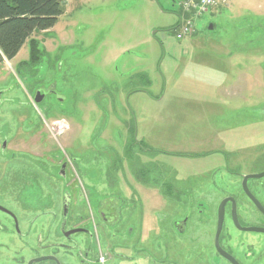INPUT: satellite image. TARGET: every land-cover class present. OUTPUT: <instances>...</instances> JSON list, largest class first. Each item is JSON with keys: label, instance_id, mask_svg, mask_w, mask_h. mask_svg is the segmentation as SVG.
Masks as SVG:
<instances>
[{"label": "rangeland", "instance_id": "rangeland-1", "mask_svg": "<svg viewBox=\"0 0 264 264\" xmlns=\"http://www.w3.org/2000/svg\"><path fill=\"white\" fill-rule=\"evenodd\" d=\"M65 4L50 31L32 35L46 54L34 79L41 86L53 85L63 97L45 113L51 123L65 121L45 122L37 132L24 123H35V113L44 112L45 107L36 109L28 101L32 96L19 78L17 66L29 56L27 43L12 61L0 65V91L14 82L19 85L2 94L15 102L0 105V136L5 128L12 133L8 147L23 150L19 157L25 162V168H13L23 171L15 181L0 177V202L8 189V201L3 204L15 211L24 205L28 219L47 204L43 199L48 187L40 176L46 170L53 173V168L45 160L51 150L42 133L73 156L93 152L97 146L101 152L108 151L101 154L106 157L111 154L109 147H114L107 139L135 143L130 138L134 130L146 150L145 156L135 153L132 161L152 167V180L149 175L148 180L160 177L163 184L164 178L181 183L221 167L238 174L264 170V0H228L226 7L212 9L200 19L176 0H69ZM179 18L194 25L191 35L181 39ZM211 25L214 29H209ZM22 103L31 106L28 109ZM134 148L138 150L139 144ZM26 151L44 152V158ZM103 157L92 161L85 153L75 163L78 183L88 190L97 191L105 182L107 160ZM120 162L123 165L117 166L129 173L126 161ZM234 173L231 177L237 178ZM20 175L23 182L36 181L37 189L31 185L28 193L37 191L32 198L38 195L40 202L18 197L12 184L22 189L23 183H17ZM163 184L135 185L143 202L135 217L142 212L148 219L164 215ZM42 217L48 223L49 216ZM1 220L9 228L0 215ZM31 222L32 229L30 223H20L22 232H29L21 241L17 235L12 241L10 233L0 236V243L8 248L3 253L7 264H15L14 258L27 261L34 256L39 220ZM162 226L156 229L161 231ZM238 235L254 241L260 238Z\"/></svg>", "mask_w": 264, "mask_h": 264}, {"label": "flooded vegetation", "instance_id": "flooded-vegetation-1", "mask_svg": "<svg viewBox=\"0 0 264 264\" xmlns=\"http://www.w3.org/2000/svg\"><path fill=\"white\" fill-rule=\"evenodd\" d=\"M44 57L45 53L30 67L22 66L18 69L23 88L32 96L28 101L36 109L38 105L45 106L44 112L35 113V123L24 121L28 128L33 127L32 130L36 132L43 128L45 122L51 123L45 111H49L51 105L54 107V103H61L60 99L63 98L53 85L41 86L34 79ZM17 87L19 85L14 82L0 92ZM2 94L0 105L3 102H15L2 98ZM52 96L58 100L53 101ZM21 106L28 108L31 104L22 103ZM61 121L65 120L56 123ZM53 123L56 124L55 121ZM4 133L0 136V177L7 176L15 181L16 175L23 171L20 173L13 168L21 165L25 168L24 160L19 157L24 151L9 148L10 132L5 128ZM130 133L135 143L122 142L119 138L107 139L114 147H109L111 154H106V157L101 154L108 151L101 152L97 146L93 152L84 151L92 161L95 157L107 160L105 182L97 191L88 190L78 183L75 163L85 153L73 156L67 153V147L56 145V141H52L46 133L41 134L43 142L51 150L45 160L53 168V173L46 170L40 176L48 187L44 189L47 195L43 201L47 204L43 205L42 212L33 213L31 219H28L30 213L24 205L16 206L15 211L3 204L4 200L8 201V189L1 197L0 215L8 220L9 228L1 220L0 236L10 233L12 241L17 240L16 235L21 241L29 232H22L20 223H30L29 228L32 229L34 225L31 221L39 220L38 227H35L39 235L34 256L27 261L14 258L15 264H264V170L238 174L228 167H221L208 172V176L197 174L191 181L177 183L174 180L172 183L170 179L164 178L163 184V180L158 177L152 182L150 175L153 168L141 162L137 166L132 161V156L137 152L145 156L146 148L136 140V131ZM136 143L139 144V151L134 148ZM26 152L34 158H44L45 154ZM52 152L56 157L51 158ZM120 160L126 161L129 173L126 174L125 167L117 166L123 165L119 163ZM232 173L237 178L231 177ZM128 174L130 178L126 177ZM148 175L151 180H148ZM17 179V183H23L22 189L19 190L16 184L12 185L21 200H26L24 198L27 196L29 200L41 201L38 195L32 198L37 191L28 193L31 185L36 188V181L23 182L21 175ZM158 182L164 185V215L157 213L153 219H148L142 212L135 217L136 211H142L143 207L142 196H139L135 185L147 188V185H157ZM47 215L49 221L45 224L46 218L42 216ZM159 224L164 225L160 228L163 232L161 234L156 229ZM238 234H255L260 238L254 241ZM6 249L1 240L0 264H7L8 259L3 254Z\"/></svg>", "mask_w": 264, "mask_h": 264}, {"label": "trees", "instance_id": "trees-1", "mask_svg": "<svg viewBox=\"0 0 264 264\" xmlns=\"http://www.w3.org/2000/svg\"><path fill=\"white\" fill-rule=\"evenodd\" d=\"M65 2L0 0V65L4 61H12L26 43L29 56L26 61L19 62L17 70L38 62L44 52L39 41L33 39L32 35L51 30L62 16ZM212 27L214 29V25Z\"/></svg>", "mask_w": 264, "mask_h": 264}, {"label": "built area", "instance_id": "built-area-1", "mask_svg": "<svg viewBox=\"0 0 264 264\" xmlns=\"http://www.w3.org/2000/svg\"><path fill=\"white\" fill-rule=\"evenodd\" d=\"M179 5H182L183 9L190 10L193 12L194 16L197 19H200L204 15H206L210 10L215 9L219 6H226V0H176ZM179 32L178 39L182 37L191 35V31L193 30V24L191 21L184 22L180 21L179 24ZM102 261V260H101Z\"/></svg>", "mask_w": 264, "mask_h": 264}, {"label": "crops", "instance_id": "crops-1", "mask_svg": "<svg viewBox=\"0 0 264 264\" xmlns=\"http://www.w3.org/2000/svg\"><path fill=\"white\" fill-rule=\"evenodd\" d=\"M65 3H69V0H67V2H65ZM65 5H66V4H65ZM49 31H50V30H49ZM12 111H13V110H12ZM13 112H14V111H13ZM17 112H18V111H17ZM18 113H19V112H18ZM14 115H15V118L18 117L17 114H14ZM19 115H20V114H19ZM21 115H24V113L22 112ZM23 117H24V116H23ZM15 118H13V119L15 120ZM15 121H16V120H15ZM17 122L20 123L19 120H18ZM9 137H13L11 132L9 133Z\"/></svg>", "mask_w": 264, "mask_h": 264}, {"label": "water", "instance_id": "water-1", "mask_svg": "<svg viewBox=\"0 0 264 264\" xmlns=\"http://www.w3.org/2000/svg\"><path fill=\"white\" fill-rule=\"evenodd\" d=\"M209 29H212V26H210ZM2 93H3V92H0V96H1ZM262 176H264V175H262ZM29 264H31V263H29Z\"/></svg>", "mask_w": 264, "mask_h": 264}]
</instances>
